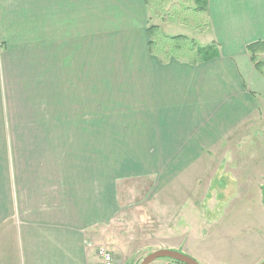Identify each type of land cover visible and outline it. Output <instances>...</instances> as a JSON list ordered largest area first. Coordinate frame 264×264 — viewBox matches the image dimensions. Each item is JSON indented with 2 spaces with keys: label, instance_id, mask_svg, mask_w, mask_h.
<instances>
[{
  "label": "crops",
  "instance_id": "1",
  "mask_svg": "<svg viewBox=\"0 0 264 264\" xmlns=\"http://www.w3.org/2000/svg\"><path fill=\"white\" fill-rule=\"evenodd\" d=\"M206 5V31L187 33L152 15L144 0H0V264L98 263L127 178L107 164L105 142L102 159L92 161L99 117H146V152L154 154L232 153L229 139L238 130L244 145L234 146L257 151L258 161H222L218 168L233 171L225 175L239 185L252 166L258 172L251 176L264 185V53L260 72L246 50L264 42V0ZM150 25L200 47L213 45L214 54L197 65L161 64L148 50ZM32 47L35 78L12 82L7 56L13 50L25 56ZM59 106L68 117H59ZM261 193L253 221L232 212L228 194L212 193L207 213L166 211L162 242L153 247L198 264H260Z\"/></svg>",
  "mask_w": 264,
  "mask_h": 264
},
{
  "label": "rangeland",
  "instance_id": "2",
  "mask_svg": "<svg viewBox=\"0 0 264 264\" xmlns=\"http://www.w3.org/2000/svg\"><path fill=\"white\" fill-rule=\"evenodd\" d=\"M31 30L33 37V27ZM183 31L193 33L189 28ZM44 46L39 44L37 51L40 53L44 51ZM29 51L32 53H26L21 57V53L16 55V51L13 50L7 56L12 82L26 83L35 78L34 64L38 63L37 53L33 47ZM72 108L77 111L78 106ZM58 109L61 112V106ZM97 109V106H91L92 113ZM68 116L65 112L59 114V117ZM91 117L98 115L91 114ZM104 118L97 119V128L92 132V142L96 143L91 148L92 161L102 159L99 150L102 152L103 148L100 145L105 142L104 154L107 156V164H114L116 171L127 177L121 181L119 187L122 210L110 227L109 238L102 245L112 254L114 264H139L147 254L162 250L153 246L162 242L164 213L171 211L170 214L173 216L179 211L186 210L187 215L191 216L195 209H202L203 213L204 211L207 213L210 209L212 193L228 194L227 197L230 198L228 201L230 204L232 202V212L238 211L241 214L240 216L237 213L239 219L242 217L244 219L248 215L251 216L252 221L256 218V204L262 195L261 191L264 193V185H261L263 179L257 175L251 176L258 170H250L252 166L247 171L244 168L242 172L246 173L247 182L244 184L243 181H238L239 185H236L225 175L226 172L233 171L218 168V164L222 161L238 164L249 162L251 165L253 161H258L257 151L248 153L244 152L245 148L241 147L238 150L234 146L244 145L242 138L237 135L238 130L229 139L234 142L232 153H211L209 148H203L202 153L165 155L146 152L147 133L144 127L146 117H107V122H104ZM136 124L139 129L135 127ZM254 135L257 148L259 139L256 133ZM249 144L252 146L253 142ZM176 164L188 168L175 169ZM260 171L264 172V170ZM171 221L175 219L172 217Z\"/></svg>",
  "mask_w": 264,
  "mask_h": 264
},
{
  "label": "trees",
  "instance_id": "3",
  "mask_svg": "<svg viewBox=\"0 0 264 264\" xmlns=\"http://www.w3.org/2000/svg\"><path fill=\"white\" fill-rule=\"evenodd\" d=\"M144 3L151 14L163 23L174 20L179 25L201 33L208 27L209 14L206 0H193V5L188 4L189 0H144ZM147 34L148 50L161 64H167L174 59L180 63L197 65L214 54L213 45L200 47L186 36L165 35L158 26L150 25ZM246 50L256 69L261 72L262 64L258 56L264 53V42L250 44Z\"/></svg>",
  "mask_w": 264,
  "mask_h": 264
},
{
  "label": "water",
  "instance_id": "4",
  "mask_svg": "<svg viewBox=\"0 0 264 264\" xmlns=\"http://www.w3.org/2000/svg\"><path fill=\"white\" fill-rule=\"evenodd\" d=\"M158 259H168L174 262H178L180 264H198L194 259L188 257L185 254L167 249L157 250L155 252L146 255L140 261L139 264H151ZM260 264H264V261L261 262Z\"/></svg>",
  "mask_w": 264,
  "mask_h": 264
},
{
  "label": "built area",
  "instance_id": "5",
  "mask_svg": "<svg viewBox=\"0 0 264 264\" xmlns=\"http://www.w3.org/2000/svg\"><path fill=\"white\" fill-rule=\"evenodd\" d=\"M97 255L99 259L97 264H114L111 253L105 247H99L97 250Z\"/></svg>",
  "mask_w": 264,
  "mask_h": 264
}]
</instances>
